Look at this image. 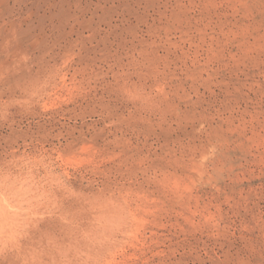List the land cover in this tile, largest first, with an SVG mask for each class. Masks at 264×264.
I'll return each mask as SVG.
<instances>
[{"label": "rangeland", "instance_id": "374dc122", "mask_svg": "<svg viewBox=\"0 0 264 264\" xmlns=\"http://www.w3.org/2000/svg\"><path fill=\"white\" fill-rule=\"evenodd\" d=\"M0 224V264H264V0H0Z\"/></svg>", "mask_w": 264, "mask_h": 264}, {"label": "bare ground", "instance_id": "6f19581e", "mask_svg": "<svg viewBox=\"0 0 264 264\" xmlns=\"http://www.w3.org/2000/svg\"><path fill=\"white\" fill-rule=\"evenodd\" d=\"M8 207V206H7ZM3 220H5V219H3ZM6 223V222H5ZM1 225V224H0Z\"/></svg>", "mask_w": 264, "mask_h": 264}]
</instances>
